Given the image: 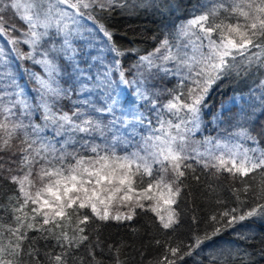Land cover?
<instances>
[{
  "label": "snow or ice",
  "instance_id": "obj_1",
  "mask_svg": "<svg viewBox=\"0 0 264 264\" xmlns=\"http://www.w3.org/2000/svg\"><path fill=\"white\" fill-rule=\"evenodd\" d=\"M125 6L123 0H0V37L10 46L8 51L0 47V153H10L9 164L16 165L13 170L0 163V172H9L4 178L16 187L9 203L0 205V211L9 214L6 222L0 218V264H25V256L41 264L40 250L35 247L41 239L54 241V249H59L44 254L45 264H72L81 248L87 249L89 264H102L96 255V249L102 247L99 226L94 243L89 226L132 221L137 209L153 213L161 229L175 230L179 214L174 206L184 180L195 172L194 164L212 169L214 174L226 172L242 185L233 190L239 206L221 213L220 219L228 218L223 228L264 217V203L242 210L247 201L240 195L242 192L247 197L253 192L255 199H264V150L210 138L193 140L213 86L240 66H264V0H208L201 14L180 27L175 42L165 37L153 52L139 58L138 67L148 71L156 68L179 78V91L171 90L162 110L150 101L156 112L155 126L140 112L131 118L116 115L120 104L113 95L110 70L96 81V86L108 89L103 107L56 110V101L70 91L60 86L63 70L58 60L78 71L82 47L77 42L94 46L98 38L109 52L123 55L113 33L99 19L101 14ZM21 44L27 45L28 51H23ZM13 59L31 61L41 69L32 73L38 85L35 104L16 82ZM156 59L163 63L156 64ZM114 63L119 66L120 61L115 59ZM169 63L174 67H167ZM119 75L121 84H137L125 79L123 70ZM81 91L90 89L84 86ZM136 95L142 101L149 100L138 84ZM80 104L89 105L90 101ZM36 112L42 124L33 120ZM90 113L112 116L107 131L115 132L110 140L103 121ZM165 114L172 118H165ZM129 126L133 133L137 126L146 127L148 133L131 151L127 150L130 142L120 131ZM47 129L52 137L42 135ZM235 135L258 143L246 129ZM57 137L63 139L57 141ZM97 137L103 138V143H97ZM77 144L79 148L68 150ZM121 145L125 148L118 154ZM256 174L261 176L258 189L246 182ZM211 219L220 222L215 215ZM221 230L217 227L204 237H196L191 247H199ZM120 247L108 245L116 254L115 264H122ZM186 255H191V250L182 252L179 246L165 245L158 264H176ZM79 264H84L83 258Z\"/></svg>",
  "mask_w": 264,
  "mask_h": 264
},
{
  "label": "trees",
  "instance_id": "obj_2",
  "mask_svg": "<svg viewBox=\"0 0 264 264\" xmlns=\"http://www.w3.org/2000/svg\"><path fill=\"white\" fill-rule=\"evenodd\" d=\"M123 2L125 7H117L111 13L101 14L99 19V22L113 33L115 45L123 53L121 56L114 54V58L120 61L119 66H115L112 71L115 79L120 81L119 72L123 70L125 79L136 81L155 98L170 95L168 91H177V77L165 75L156 68L148 71L146 67H138L139 58L153 52L165 37L175 42L180 27L204 11L202 6L208 0ZM25 51H28V47ZM64 68L67 73L66 65ZM66 76L60 77V86L70 91L59 98L54 107L59 111L71 112L77 108L75 100L78 85L70 82ZM27 85L33 89L34 95L31 97H35L32 98L35 104L38 99V85L32 81H28ZM126 87L123 88L119 104L124 111L131 112L136 109L139 99L135 96V84L128 86V90ZM206 103L207 107L201 112L203 132L208 136H215L223 131L222 133L233 137L243 128L255 138L259 148L264 150V66H240L238 71H233L213 86ZM33 118L35 122L43 123L39 112H36ZM46 131L48 135H53L51 129ZM10 155L7 152L0 153L3 157L0 163L4 164L5 169L11 167L14 170L16 165L9 164ZM194 167L195 172H190L184 180L181 196L174 206L179 214V225L175 230L161 229L153 213L140 209L136 210L137 215L132 221H109L103 224L97 222L89 226L92 243L95 242L96 229L99 226L102 247L96 249L97 259L102 264H115L116 254L108 249L111 244L121 246L119 260L122 264H158L165 252V245H170L179 246L182 252L191 250V255L177 260L176 264H264V217L256 216L232 227H222L228 218L220 219L221 213L239 206L233 190L242 188L240 182L234 181L226 172L214 174L212 169H204L195 164ZM8 175L7 171L0 172V205H7L9 197L16 190L15 185L4 178ZM195 176H198L199 180L195 179ZM246 182L258 189L261 176L256 174L255 179ZM240 195L247 201L242 210H247L257 203H264V199H255L253 192L248 193L247 197L242 192ZM214 215L220 220L219 223L211 219ZM8 216L7 212L0 211V218L5 222ZM217 227L222 228L218 235L204 240L199 247H191L195 244L196 237H204ZM157 241L160 243L157 244ZM54 244V241L45 242L42 239L36 242L35 247L40 250L41 264H45L46 252L59 251L54 249ZM80 258H83L84 264H89L87 249L81 248L72 264H79ZM24 260L25 264H36V261L28 256H25Z\"/></svg>",
  "mask_w": 264,
  "mask_h": 264
},
{
  "label": "rangeland",
  "instance_id": "obj_3",
  "mask_svg": "<svg viewBox=\"0 0 264 264\" xmlns=\"http://www.w3.org/2000/svg\"><path fill=\"white\" fill-rule=\"evenodd\" d=\"M201 14V13H200ZM11 15V14H9ZM199 15V14H198ZM14 19V18H13ZM19 23L18 21H16ZM15 35V33H14ZM78 47H82V51L80 52V56L78 59V71H74L71 65L66 66L67 67V73L64 71V65H66V62L63 59H60L58 62L61 65V68L63 70L62 75H67L66 77L69 78L70 82L78 85V91H77V97L75 100V106L83 107L85 109H88L90 107H103L105 104V92L108 91V89H102L98 86H96V81L98 77L102 78V74L106 71L110 70V78L114 82L113 87L115 88V92L113 95H116L118 97L119 103L122 100L123 96V88L126 87V85H123L118 82L115 79V74L112 72L113 68L116 66L114 63V53H111L108 51V46L104 43L102 39H97L94 42V46H84L83 42H77ZM0 47L5 48L6 51L10 49V46L7 45V41L5 38L0 37ZM27 45L21 44L20 48L25 51L27 49ZM83 55V56H82ZM100 56V60H96L95 57ZM156 64H162L163 62L160 59H156ZM167 67L171 68L174 67L173 64L169 63ZM12 72L15 76L16 82L19 86V88L23 89L25 96L29 99V101L33 104L34 98L31 97L33 94V89L31 86L27 85V82H35V80L32 78L33 72H41V69L37 65H33L31 61L27 60H16L13 59L12 61ZM178 77L175 79L176 82H178ZM139 85V83H137ZM137 84L135 86L137 87ZM86 86L90 91H81L82 87ZM140 86V85H139ZM136 89V88H135ZM134 89V90H135ZM142 90L144 88L141 87ZM126 90H128V86L126 87ZM145 91V90H144ZM177 91L179 89L177 88ZM136 92V90H135ZM148 93V92H147ZM170 95H162L160 98H155L150 93L149 94V100L148 101H142L139 99L137 95L136 98L139 99L136 104V109L130 111H124L122 106L120 105L119 109L116 112L117 116L127 115L129 118H131V115L140 112L143 113L146 117L150 118L152 121L153 126L156 125V112L152 110V104L150 101H155L157 109L162 110V106L167 103V101L171 98V91H168ZM33 98V99H32ZM88 100L90 101L89 105H81L80 101ZM94 117L99 118L103 121V125L106 127V134L108 139L110 140L115 132V130L107 131V126L109 125V122L112 120V116L109 114H100V113H90ZM108 115V116H107ZM165 118H172L170 114H165ZM34 120V118H33ZM27 122V121H26ZM38 123V122H36ZM145 124H147V120L145 121ZM117 127H120L119 125ZM120 131L123 133L125 139H127L130 143L127 146V150L131 151L134 150L133 146H138L142 143L141 137L144 135H147V129L146 127L137 126L135 128V132L133 133L132 127L129 126L127 129L121 128ZM223 132V131H222ZM218 132L217 135L208 136L205 132H203L201 128L200 123V130L197 131L194 136L193 140L203 142L205 138H210L213 141L220 140V141H230L232 143H238L246 148H252V147H259L257 143H254L252 140L247 141L248 139H244L241 137L233 136L230 137V135ZM42 135L47 137H52L51 135L47 134V131L43 133ZM57 141L62 140V137L55 138ZM97 143H103V138L97 137L96 138ZM17 143V141H16ZM57 148L60 147V144L57 143ZM204 145L201 143L200 150H204ZM79 148V145L70 146L68 148L69 151H73L74 149ZM125 146L121 145L117 148L118 154H123ZM87 154V153H85ZM218 154V153H217ZM15 165V164H12ZM16 168V166H14ZM14 168V170H15Z\"/></svg>",
  "mask_w": 264,
  "mask_h": 264
}]
</instances>
